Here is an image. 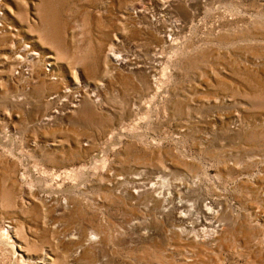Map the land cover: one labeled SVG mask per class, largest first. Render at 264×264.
<instances>
[{
	"label": "rangeland",
	"instance_id": "obj_1",
	"mask_svg": "<svg viewBox=\"0 0 264 264\" xmlns=\"http://www.w3.org/2000/svg\"><path fill=\"white\" fill-rule=\"evenodd\" d=\"M0 264H264V0H0Z\"/></svg>",
	"mask_w": 264,
	"mask_h": 264
},
{
	"label": "built area",
	"instance_id": "obj_2",
	"mask_svg": "<svg viewBox=\"0 0 264 264\" xmlns=\"http://www.w3.org/2000/svg\"><path fill=\"white\" fill-rule=\"evenodd\" d=\"M49 67H50V66H49V65H47V67H46V70H49Z\"/></svg>",
	"mask_w": 264,
	"mask_h": 264
},
{
	"label": "bare ground",
	"instance_id": "obj_3",
	"mask_svg": "<svg viewBox=\"0 0 264 264\" xmlns=\"http://www.w3.org/2000/svg\"><path fill=\"white\" fill-rule=\"evenodd\" d=\"M116 59H118V58H116ZM114 60H115V58H114ZM83 244H85V243H83Z\"/></svg>",
	"mask_w": 264,
	"mask_h": 264
}]
</instances>
